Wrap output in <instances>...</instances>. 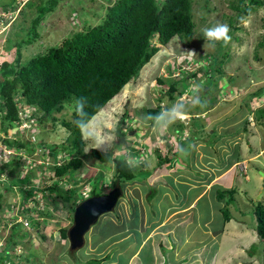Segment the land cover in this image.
Instances as JSON below:
<instances>
[{
	"label": "rangeland",
	"instance_id": "obj_1",
	"mask_svg": "<svg viewBox=\"0 0 264 264\" xmlns=\"http://www.w3.org/2000/svg\"><path fill=\"white\" fill-rule=\"evenodd\" d=\"M44 1L0 0V13H4L0 15V67L14 57L24 62L61 41L65 36L71 35L72 32L97 24L115 0H59L54 9L37 25L38 35L32 40L33 42L17 45V48L15 46L7 48L8 43L21 40L22 37L27 38L31 20L37 14L36 4ZM233 1L237 2V0ZM29 2L33 4L32 7L28 6ZM229 2L231 0H192L195 28L188 44L184 45L178 38H173L167 45L160 46L159 51L141 68L137 78L127 83L91 119L103 121L102 133L108 138L103 150H111L114 155H123L127 158H142L139 166L145 164V169L133 167L135 170L133 181L127 182L124 188L128 197L137 195L138 203L142 198L148 223L161 220L167 212L165 209L163 213L161 211L163 206L160 205L171 202V198H165L155 202L150 199L148 203L146 198L148 194L158 197L159 193L165 192L156 182L158 172L162 170L160 167L166 164L161 161L160 164L156 163L160 159V154L165 155L168 150L170 153L177 151L180 161H187L189 167L187 170L189 172L184 171V173L190 180L201 183L203 177L214 178L229 167L235 162L232 160L239 158V152L246 154L245 144L262 141H258L257 135L249 136V132L252 133L254 127L248 126L252 116L247 113L246 104L248 95L264 86V47H258L255 52L257 43L264 41L262 38L264 5L243 17L238 23L239 28L233 31L235 37L229 44L207 40L203 34L205 28L217 22L229 24L230 16L234 12V9L229 7ZM152 43L158 45L156 38ZM189 52H194L195 55L190 56ZM259 56L261 58L256 60ZM202 65L207 68L208 72L205 74L200 71ZM192 73L196 76H192ZM157 77L169 80L185 77L188 80L179 85L182 94L178 96L175 92L177 96L169 100L167 94L161 91L167 88V83L160 86ZM232 77H236L235 81L229 82L228 79ZM193 85L199 86L202 106L204 103L208 108H215L213 112L207 114L208 117L203 116L206 121L203 117L196 118L193 113H189L186 119L177 120L165 131L157 130L154 125H148L149 123L144 119L146 117L144 110L147 107L160 105L165 109L177 100L188 103L195 94L192 91ZM248 103L253 107L257 104L263 105L264 93L262 92L259 97H253ZM202 106L196 107L202 108ZM196 107L189 104L188 110L194 112ZM63 112L66 117L70 116L67 110ZM33 113L34 110L28 109L26 122L11 127L7 134L0 132V170H2L0 191L3 192V207L0 211V264H73V257L68 253V240L59 236L61 227L71 226L70 212L67 209L69 202L56 197L55 203L52 204L54 192L48 190V187L54 181L51 176L53 170L48 167L49 158L42 153L48 149L46 145L40 144L43 142L60 144L65 141L67 132L59 120L55 123L47 120L44 128L31 126L36 121L35 116H30ZM245 117L250 118L246 125ZM178 124L182 125L181 129L177 127ZM197 128L200 129L201 135V138L197 139L198 144L197 141H193ZM210 129H213V133H210ZM221 130L227 133L224 135L223 132H219ZM83 137L86 141L84 153L88 155L90 149L96 147L86 136ZM7 139L36 143L33 144L35 150L31 151L32 147H28L30 153H26L24 149L16 150L6 142ZM62 154L58 153L55 161H61ZM175 156L169 155L171 162L178 164L177 159L173 161ZM8 161H20L22 164L21 171L18 172L13 183V191L4 189L5 186H10L9 182L12 178L9 167L3 166ZM83 162V170H81L83 175L79 172L72 178H64L60 182L61 186L76 187L79 193L85 194L88 192L86 187H89L91 180L99 174L96 184L98 181L101 183L102 192L109 190L114 174L112 164H102L91 157H83ZM245 166L248 177L243 175L241 165H235L222 176L223 178L228 176L231 181L228 184L229 188L235 189L233 201L227 206L231 218L228 222H224L222 210L228 194L219 199L217 191L226 190L219 184L213 186L209 192L211 196L208 193L197 202L195 211L200 212V215L197 213L187 225L183 224L184 219L181 215L170 222L168 226H172L174 231L166 238V243L165 238L162 239V252L167 258L166 264H264V239L259 238L256 232L255 210L259 205L264 209V194L258 198L260 190L257 191L264 183V176L261 178L259 172L264 171V161H249ZM26 175L28 177H25ZM167 180L171 189L174 184V191H177L176 203L191 198L192 189L188 191L189 197H183L186 187L178 185L175 181L172 182L175 180L172 177ZM19 186L24 190L32 187L37 189L35 191L37 202L32 203L34 209L29 212L31 215L29 219L26 214H20L18 210L19 203L25 200V194L18 190ZM162 186L170 187L164 184ZM126 194L118 200L114 211L101 215L98 222L85 234L84 246L75 252L79 264L91 262L92 245L101 241L98 239L100 236L107 235L126 224L123 222V212L129 213V216L131 212ZM207 203L211 205L210 211L205 209ZM41 209L50 214L43 218L37 212H42ZM116 213L120 220L116 218ZM208 218L210 223L207 227L214 233L221 231L217 238L211 237L208 232L204 233L201 228L203 226L201 220ZM17 223L20 225H15ZM12 231L17 242L13 246H8L6 241ZM186 235L190 238L187 243L182 244ZM168 244L171 250L167 249ZM6 248L14 253L5 252ZM146 248L151 249L148 246L144 247Z\"/></svg>",
	"mask_w": 264,
	"mask_h": 264
},
{
	"label": "trees",
	"instance_id": "obj_2",
	"mask_svg": "<svg viewBox=\"0 0 264 264\" xmlns=\"http://www.w3.org/2000/svg\"><path fill=\"white\" fill-rule=\"evenodd\" d=\"M58 1L45 0L43 3L36 4L37 14L31 20L27 38L22 37L21 40L8 43L7 48L11 46L17 48V45L33 42L32 40L38 35L37 25L48 12L54 9ZM261 5H264V0H237V2L231 0L229 2V7L234 9L228 24L231 39L235 37L233 31L239 28L238 23L242 21L243 17ZM28 6L32 7L33 4L29 2ZM194 28L192 0H115L106 9L105 16L97 24H91L82 30L72 32L71 35L65 36L61 41L45 48L24 62L16 60L14 57L4 62L0 67V132L7 134L11 127L21 123L18 109L23 104L31 106L34 110L31 116L36 117L34 124L36 128L37 126L44 128L47 120L53 123L59 120L67 132L65 141L60 144L44 142L40 144L46 145L48 150L45 149L42 153L49 158L48 167L53 170L51 176L54 181L48 187V190L54 192L52 204L55 203L56 197L68 201L67 209H69L71 221L74 208L79 201L89 195L103 193L101 183L98 181L99 185L96 184L99 174L91 180L90 186L86 187L88 192H85L84 195L79 193V189L76 187L61 186L60 182L64 178H72L75 174L81 173L84 164L83 157H91L102 164H112L114 174L109 188L119 183L124 190V185L133 181L135 176L134 168L127 165L128 158L123 155H114L111 150H97L96 148H91L88 155L84 153L86 141L77 125L80 116L75 110V102L83 99V111L88 114L89 119H92L127 83L137 78L141 68L159 51L160 46L167 45L173 38H178L182 44L187 45L193 36ZM154 38L158 45L152 43ZM262 38L264 39V35ZM231 39L227 43L222 41L220 43L229 44ZM263 43L264 41L257 43L255 52L258 47H264ZM260 58V56L256 57V60ZM200 69L204 74L208 72L203 65L200 66ZM192 76L195 77V73H192ZM235 78H229L228 81H235ZM187 80L185 77L175 80L157 77L160 86L167 83V88L161 89V91L163 90V93L167 94L169 100H173L177 94L178 96L182 94L183 91L179 85ZM175 92H177L176 95ZM262 92L264 93V86L251 92L246 104L247 113L259 124L264 122V104L253 107L249 106L248 102L253 97L261 96ZM163 109L157 105L149 106L144 110L146 114L144 119L149 123V126L154 125L151 116L158 114ZM209 109L212 107L208 108L203 103L202 108L196 107L194 112L191 110L188 112L193 113L196 117ZM64 110H67V113L70 112L69 117L65 116ZM247 121L248 119L245 117V125ZM123 123L121 120V124ZM177 127L181 129L182 125L178 124ZM219 132L222 133L223 130ZM226 133L227 131L223 132L224 135ZM38 134L37 132L36 135ZM205 134L207 135L208 132ZM6 142L10 146H14L16 150L24 149L26 153H30L28 147H32L31 151L35 150L33 144L36 143L30 141L7 139ZM58 153H63L61 161H55ZM175 154L168 150L165 155H159V160L169 161L171 159L169 155L174 156ZM44 156L42 155V157ZM5 165L9 167V174L12 175V178L9 182L10 186H5L4 189L13 191V183L16 181L18 172L21 171L22 164L20 161H8L3 166ZM140 167L143 166H138L139 169ZM1 172L2 170H0V174ZM28 175L31 176V174ZM18 190L25 194V200L19 203L18 210L20 214H26L29 219L31 217L29 212L34 209L32 203L37 202L38 197L35 194L37 189L32 187L24 190L19 186ZM217 192L219 199L228 194L222 210L224 220L229 221L227 206L233 201L235 189ZM2 195L3 192L0 191V211L3 207ZM255 210L256 232L259 238L264 239L263 206H256ZM43 211H37L38 215L43 218L50 214ZM15 225H20V223ZM67 229L68 227L59 229L61 239H67ZM14 238L15 233L12 231L6 244L8 246L15 245L17 241ZM5 252L14 253L8 248L5 249ZM95 262L96 260H91L89 263L95 264Z\"/></svg>",
	"mask_w": 264,
	"mask_h": 264
},
{
	"label": "crops",
	"instance_id": "obj_3",
	"mask_svg": "<svg viewBox=\"0 0 264 264\" xmlns=\"http://www.w3.org/2000/svg\"><path fill=\"white\" fill-rule=\"evenodd\" d=\"M211 112L212 109L208 110L207 112L204 111L200 113L201 114L200 117L207 115ZM248 121H250L249 117H248ZM254 122L255 121L252 119V121H250V123L248 124L249 127L251 125L252 127H254L253 132L252 133L249 132V136L252 137L257 135L258 141L259 140L262 141L245 144L246 154L244 152L242 154L241 152H239V158L232 160L235 162H232V164L229 167L225 168L221 173L216 175L214 178L203 177L201 183H197L193 179L190 180V178L184 173V171H187L189 168L187 161L181 162L177 156L178 154L177 151H173V153H176L175 154L176 156L173 158V161L177 159L178 164L171 162L172 159H170L169 161H161L166 164L163 167H160L162 170L158 172L156 182L157 185H160L165 192L161 194L159 193L158 197L151 196V194L150 195L148 194L146 198L148 203H150V199L154 200L155 202L156 200L171 198L170 203L168 202L164 205L163 204L160 205L163 206L162 207L163 210L161 209L163 213L165 212L166 209L167 213L165 214V216L161 218V220H157L155 223L153 221L148 223L146 216L147 214L145 212L146 207L142 203V198L140 203H138L137 202L138 197L136 194H134V196L131 195L129 197L126 194V196L128 197L127 199L130 202V208L132 213L130 212V216H129V213L126 214L125 212H123L122 218L124 220L123 222H125L126 224L123 227L120 228L117 227L116 230H112L111 233H108L107 235L100 236V238H98L101 239L99 243L96 242L93 243L92 245L93 248L91 249L90 253L95 258L93 259V257H91V260H96L95 264H166L167 258L165 257V254L162 252V241H163L162 239L165 238L164 240L166 243L167 242L166 238L170 237V234H172L174 231L172 226L171 227L168 226L170 222L173 219H175L176 216L181 215V217H183L184 219L183 224L185 223L187 225L197 213H199L200 215L201 214L200 212L195 211L197 202L201 201V199L204 198L205 195H207L211 191L214 185L219 184L221 185L222 188L230 190L228 185L231 182L230 178L228 176L223 178L222 176L227 174L228 173L227 171L233 169L235 165H240L241 163H243L241 161H244V163L249 161H264V132H263L264 124L256 125ZM250 130L251 129L249 128V131ZM210 133H212V130L210 131ZM199 138H201L200 129L197 128L193 141L195 142L197 141L196 144H198L197 139ZM183 139L184 137L182 138V140ZM248 139L249 138H247V140ZM156 163L160 164V160L156 161ZM144 166L145 164L141 169H145ZM262 172L264 173V171ZM245 176L248 177L247 173ZM263 176L264 174L260 175L261 178ZM171 177L172 179H175L172 182L175 181L178 185H183L184 187H186L185 191L182 194L183 197L186 198L189 197L188 191L192 189V195L190 194L191 198H187L183 201L176 203L175 197H177V191H174L175 189L174 184H172V189H171L170 183H168L169 180H167L170 179ZM163 184L166 186L169 185L170 187L165 188L162 186ZM195 188L197 189L194 191ZM259 190L260 191L262 190V186H260L257 191ZM209 196H211L210 193ZM210 208L211 205L207 203V205H205V209L210 211ZM116 218L120 220L117 213H116ZM201 222L203 224V226L201 227L202 230L204 231V233L208 232V234H211V237L217 238L221 233V231H215L214 233L212 229L207 227V224L210 223L209 218L203 219L201 220ZM201 222L199 221V223ZM224 222H228V221L224 220ZM189 238L190 236L186 235L184 237V240L182 241V244L187 243V240ZM197 242L201 243L200 241ZM135 245H137V247H134ZM146 246L151 247V249H147V248L144 249V247ZM167 249L171 250L170 244L167 245ZM72 260H73V264H79L78 263L79 258L75 257ZM88 264L90 263L88 262Z\"/></svg>",
	"mask_w": 264,
	"mask_h": 264
},
{
	"label": "clouds",
	"instance_id": "obj_4",
	"mask_svg": "<svg viewBox=\"0 0 264 264\" xmlns=\"http://www.w3.org/2000/svg\"><path fill=\"white\" fill-rule=\"evenodd\" d=\"M229 32H230L229 26L226 23H221V22H217L213 26L207 27L203 30V34L207 40L213 42L222 41L224 43H227L231 39V37L229 36ZM189 55L190 56L195 55V53L189 52ZM192 91L195 94L190 98L188 103H185V101L183 100H177L170 107H167L158 114L151 116V120L153 121L154 127L157 130L165 131L172 123L176 122L177 120L181 121L186 119L189 114L188 112L189 104L192 107L202 106V101L199 96V86L193 85ZM83 108H84L83 99L75 102V110L80 116V119L77 121V125L81 129L84 136H86L87 139L92 141V143L95 145L97 150H103L104 145L108 143V138L102 133L103 121L89 119L88 114L83 111ZM148 139L150 140V138ZM141 162H142V158L137 159L135 157H129L126 161L127 165L130 168L138 167L141 164ZM240 165H241L240 169L241 171H243L242 172L243 175H246L247 171H246L245 163H241ZM123 192H124L123 194L124 196L126 194L125 188ZM82 195H84V193Z\"/></svg>",
	"mask_w": 264,
	"mask_h": 264
},
{
	"label": "water",
	"instance_id": "obj_5",
	"mask_svg": "<svg viewBox=\"0 0 264 264\" xmlns=\"http://www.w3.org/2000/svg\"><path fill=\"white\" fill-rule=\"evenodd\" d=\"M262 175V171H259ZM264 193V183L258 198ZM124 192L119 183H116L110 190L99 195H90L79 201L72 214L71 226L67 229L68 253L75 257V252L85 244V234L92 225L98 222L101 215L114 211L118 200Z\"/></svg>",
	"mask_w": 264,
	"mask_h": 264
},
{
	"label": "built area",
	"instance_id": "obj_6",
	"mask_svg": "<svg viewBox=\"0 0 264 264\" xmlns=\"http://www.w3.org/2000/svg\"><path fill=\"white\" fill-rule=\"evenodd\" d=\"M4 15V13H0V15ZM19 104V103H18ZM28 109H32V107L31 106H29V105H25V104H23L22 106H21V108H19L18 109V111H19V117H20V119H21V123L23 122V121H27V118H28V114H27V112H28ZM33 110V109H32ZM23 115H25V117H23ZM30 116H31V114H30ZM20 123V124H21ZM35 124V123H34ZM33 123L31 124V126H35ZM36 127V126H35ZM1 161V160H0Z\"/></svg>",
	"mask_w": 264,
	"mask_h": 264
}]
</instances>
